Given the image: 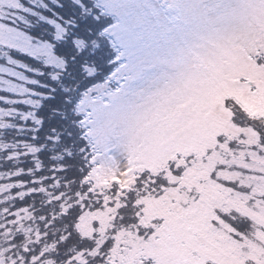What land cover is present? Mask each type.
Listing matches in <instances>:
<instances>
[{
  "label": "snow or ice",
  "instance_id": "6c2138e0",
  "mask_svg": "<svg viewBox=\"0 0 264 264\" xmlns=\"http://www.w3.org/2000/svg\"><path fill=\"white\" fill-rule=\"evenodd\" d=\"M77 8L48 95L0 129V264H264V107L236 95L264 96V0Z\"/></svg>",
  "mask_w": 264,
  "mask_h": 264
},
{
  "label": "trees",
  "instance_id": "16d2710c",
  "mask_svg": "<svg viewBox=\"0 0 264 264\" xmlns=\"http://www.w3.org/2000/svg\"><path fill=\"white\" fill-rule=\"evenodd\" d=\"M23 1L27 6L33 8V12L20 11L21 16L25 17L28 22L14 23L29 33L33 40L48 43L53 61L46 56L34 55L0 43V63L11 66L25 77L24 80H21L24 85L22 92H14L0 86V129H3L5 123L8 122L6 118H9L10 122L13 123L18 120L15 115L17 111L25 115L37 111L41 101L37 100L36 96L48 95L45 88L51 86L50 77L54 78L58 74L57 69L61 72L64 69L66 53L65 45L61 41L63 33L69 24L76 23L75 17L77 15H82L77 8L80 0H36L34 3L28 0ZM88 2H91V0H88ZM95 5L103 10V5L98 0H95ZM57 23L63 26L64 31L57 29ZM76 55H79V53H76ZM111 56L112 58L108 61L111 66V73L106 74L108 79H111L112 74H115L116 70L120 69L125 63L122 51L117 48L115 43L112 45ZM118 60L122 63H117ZM70 63L71 61H69ZM44 103L46 108L50 107L46 100ZM29 105H35V107ZM246 109L252 113L251 110ZM27 135L29 133L24 131L9 132L8 139L11 141L17 137L23 138ZM4 136L5 133L0 131V138Z\"/></svg>",
  "mask_w": 264,
  "mask_h": 264
},
{
  "label": "rangeland",
  "instance_id": "374dc122",
  "mask_svg": "<svg viewBox=\"0 0 264 264\" xmlns=\"http://www.w3.org/2000/svg\"><path fill=\"white\" fill-rule=\"evenodd\" d=\"M34 3L36 0H28ZM101 5H106L111 0H98ZM25 10L27 13L33 12V8L27 6L23 0H0V43L19 48L23 51L29 52L34 55L46 56L53 61L50 45L46 42L35 41L25 30L19 28L14 22H28L27 19L21 16L20 11ZM59 31H64V28L59 23L56 24ZM115 26V25H114ZM125 59L124 65L120 68L123 70L125 66L131 63V59L122 52ZM228 59L226 63L233 69H236L242 65V58L239 55L227 53ZM150 69L146 68L145 72H149ZM119 79V77H117ZM25 77L16 71L11 66L0 63V86L5 89H9L14 92H22L24 85L21 80ZM215 91L212 95H216ZM237 99L249 110L255 114L257 105L264 107V96L259 99H252L245 97L242 93H236Z\"/></svg>",
  "mask_w": 264,
  "mask_h": 264
}]
</instances>
